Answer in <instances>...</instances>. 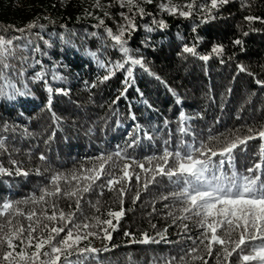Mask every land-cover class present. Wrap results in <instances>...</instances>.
Returning a JSON list of instances; mask_svg holds the SVG:
<instances>
[{
  "label": "trees",
  "instance_id": "obj_1",
  "mask_svg": "<svg viewBox=\"0 0 264 264\" xmlns=\"http://www.w3.org/2000/svg\"><path fill=\"white\" fill-rule=\"evenodd\" d=\"M96 3L97 0H0V35L21 37L14 41L21 46L17 48V58L9 62L17 69L22 67L24 75L12 76V80L22 90L27 85L31 92L29 96H16L13 100L0 98V138L4 139L6 149H0V165L13 170L10 161L15 160L17 166L29 173L26 177L0 175V201L39 196L40 188L48 186L53 173L67 174L74 169L91 167L98 163L93 158L100 155L126 149L127 155L144 160L162 154L165 147L174 149L181 139L192 142L191 134L182 136L179 132L181 126L191 129L197 143L207 141L209 136H219L221 141L225 137L233 138V134L247 136L249 128L259 132L264 126V85L256 83L264 81V23L259 20L250 23L245 19L248 16L264 19V0H229L215 9L211 8V0H195L188 18L178 12L171 15L162 11L159 5L168 4V0H152L151 3L137 0L145 14L141 18L137 13L136 30L130 38L127 34L124 38L128 41L130 55L142 60L144 67L133 68L135 83L128 89L126 98L121 96L126 71L116 70L109 80L101 83L108 70L100 67L98 61L110 67L111 63L124 59L118 48L113 47L105 29L111 28L116 33L118 26L124 23L120 13H127L128 8H121L117 0H99L100 7H96ZM188 3L193 0H171L169 6L183 7ZM200 5L207 8L200 11ZM99 19L104 20V25L96 27ZM153 20H162L166 27L160 28ZM29 24L37 26L28 29ZM236 39H240L242 45L234 44ZM185 45L195 46L197 55L185 53ZM213 47H222V53H214ZM91 53H95V57ZM201 55L209 59L201 60ZM20 57H27V63H22ZM241 66L245 71L240 70ZM41 71L47 74L54 89L63 88L68 93L53 96L52 110L59 117L58 122L53 121L46 107L48 93L43 82L33 80L35 73ZM53 73L63 79L51 80ZM93 84L96 86L92 87ZM181 112L190 117L183 125L179 120ZM5 124L6 131L2 127ZM132 141L136 144L129 148ZM213 145L222 146L214 141ZM262 145L264 139L257 137L234 150L232 155L238 171L244 172L260 162ZM41 154L46 156L45 161L39 159ZM119 163L122 165L124 161ZM227 167L225 165L226 170ZM37 169L42 175L35 174ZM141 176V184L132 179L131 190L124 197L125 214L112 233L111 242L102 239V232L98 237L80 242L81 248L102 249L107 244L111 249L99 253L98 259L90 257L85 264H165L171 257L179 260L195 247L188 237L197 238L202 230L193 221L173 223L168 213L173 211L179 215L176 211L179 203L171 198L160 199L173 191L174 185L166 177L158 176L156 183L143 191L144 174ZM61 184L63 186V182ZM137 189L141 192L140 199L133 203ZM98 191L85 195L81 202L83 215L76 214L79 220L85 216L107 219L109 210H120L115 193L105 190L100 197ZM97 199L100 200L99 212L88 203L95 204ZM58 205L65 213L75 210L74 201L59 199ZM19 207L24 212L35 209L39 213L44 205L29 202ZM48 214H51L50 208ZM16 220L25 227L29 223L23 217ZM182 224L188 225L186 232ZM164 229H167V242L132 243V237L124 235L129 232L138 240L147 232L160 239L156 234ZM38 233L39 230L34 235ZM8 250L6 245H0V255ZM34 250V247L27 249L29 253ZM217 250L214 248L213 256L209 257L201 246L196 254L203 255L208 264H216ZM42 251H48L47 246ZM230 259L232 264H237L235 255ZM187 260L189 264H203L191 257ZM0 264L7 262L0 260Z\"/></svg>",
  "mask_w": 264,
  "mask_h": 264
},
{
  "label": "snow or ice",
  "instance_id": "obj_2",
  "mask_svg": "<svg viewBox=\"0 0 264 264\" xmlns=\"http://www.w3.org/2000/svg\"><path fill=\"white\" fill-rule=\"evenodd\" d=\"M143 2L151 3L152 0H143ZM228 2L229 0H211V8L215 9L218 5ZM117 3L121 8H128L127 13H120L124 23L118 26L116 33H113L111 28H106L105 31L113 41V47L118 48L124 59L111 63L110 67L99 61L98 63H100V67H107L108 70V74L103 76L101 83L109 80L116 70L126 71L127 75L123 80L124 88L121 92V96L126 98L128 89L135 83L133 68L137 65L143 68L144 64L142 60L130 55L131 50L124 37L127 34L130 38L132 32L136 30L135 16L137 13L142 18L145 12L137 0H117ZM169 5H171V0H168V4L161 3L159 7L171 15L178 12L180 16L188 18L192 15L195 0L183 7ZM95 6L100 7L99 0ZM134 8L136 9L135 12L133 11ZM184 8L187 11L183 10ZM206 8V5L199 6L200 11H204ZM209 18L214 19L215 17L209 16ZM245 19L250 23L255 20L264 23V19L260 17L248 16ZM153 23L158 24L160 28L166 27L162 20H153ZM102 25H104V20L99 19V24L96 27ZM36 26L29 24L28 29ZM145 27L148 31H152L151 28ZM16 31L24 32L25 29H16ZM243 34L247 36L248 32ZM19 39H21L19 36L6 38L0 35V98L6 97L13 100L16 96L31 95V92L27 90V85L22 90L12 80V76L22 77L24 75L22 67L17 69L15 65L9 62L17 58V48L21 46L15 45L14 41ZM234 44L242 45V41L236 39ZM35 51H40L39 47ZM183 51L197 55L195 46L185 45ZM212 51L219 54L222 53L223 49L222 47H213ZM91 55L95 57L96 54L91 53ZM199 58L207 61L209 56L201 55ZM19 59L22 63H27V57H20ZM36 63L39 64L40 61L37 60ZM125 65L129 66L126 68ZM240 70L245 71L243 66L240 67ZM10 71L11 75H9ZM249 75L252 74L249 73ZM61 79L63 77L55 73L51 76L53 81ZM156 79L159 80L160 78L157 76ZM33 80L43 82L45 91L48 93L46 107L51 113L53 121L58 122L59 117L52 110L53 96L67 95V91L63 88L54 89L47 79V74L42 71L36 72ZM256 83L264 85V81L257 80ZM95 86V84L92 85V87ZM137 91L139 90L137 89ZM119 99L120 97H117V100ZM115 102L113 101V103ZM132 119H135L134 115ZM188 119L190 117L185 116L183 112L180 113L181 125ZM2 127L3 130H8L6 124ZM179 132L182 136L191 134L193 136L192 142L181 139L174 149L165 147L162 154L148 156L144 160H137L135 157L127 155L126 149L117 150L107 156L100 155L93 158L98 163L92 164L91 167L74 169L67 174L63 172L53 173L49 177L48 186L40 188L39 196L33 194L23 200L0 201V245H6L9 249L0 255V260L7 262V264H61V261L63 264H85V261L90 257L98 259L99 253L111 251L107 244L102 249L91 246L81 248L79 247L80 242L89 237H98L100 232L103 233V240L111 242L112 233L117 230L119 221L125 214L124 197L131 190L129 186L132 179L134 177L137 184H141V174L143 173L144 179L141 185L143 191H147L150 184L156 183L158 176L166 177L174 185L173 191L160 197L161 200L171 198L179 203L180 207L176 209L179 215L173 211L168 213V216L173 218V223L176 220L193 221L202 230L197 238L188 237L195 247L190 248L185 255L180 256L179 260L176 257H171L165 261V264H189L187 257L208 264L203 255L196 254L200 251L201 246L209 257L213 256L214 248H218L215 254L216 264H232L230 258L233 255L237 258V264H264V145L260 149V162L255 163L244 172L237 170L232 155L236 148L240 145H246L249 140L257 137L264 139V126L259 132H254L252 128H249L250 134L247 136L241 137L233 134V138L225 137L223 141L219 136H209L207 141L201 140L198 143L195 134L191 133V129L181 126ZM148 139L151 137L149 136ZM213 141L216 145L222 146H214ZM164 143L168 145L169 141ZM135 144L136 141H132L128 147H134ZM0 149L6 151L5 141L2 138H0ZM39 159L45 161L47 158L41 154ZM119 161H124V163L121 165ZM10 163L14 166L13 170L5 169L0 165V175H22L25 177L29 175L27 171L17 166V161L11 160ZM225 165L228 166L227 170ZM35 174L42 175L39 169L36 170ZM98 181L100 183H97ZM61 182H63V186ZM96 189H99L97 196L100 197L104 195L105 190L115 193L120 201V210H109L107 217L110 218L107 219H101L99 216H85L83 220H79L76 214L81 213L83 215L81 202L85 199L86 194L92 193ZM140 195V189H137L133 196V203L140 199ZM48 197L53 199L50 201L47 199ZM59 199L74 201L75 210L65 213L59 208ZM29 202L44 205V207L39 213L35 209L24 212L19 205H27ZM88 203L97 212L100 211L99 199L96 200L95 204H92L91 201ZM49 208L51 214H48ZM153 211H155L154 206ZM16 217L26 219L29 222L27 227L16 220ZM113 220L116 221L115 224ZM45 221L51 223H45ZM152 227L155 228L156 226L152 225ZM181 227L185 232L188 229L187 224H182ZM97 229L99 231H96ZM38 230V235H34ZM62 233L65 234L61 236ZM166 233L167 229L158 232L156 235L160 239H157L156 236H149L147 232H144L142 238L138 240L129 232H125L124 235L132 237V243L150 244L160 243L161 240L166 241ZM16 241H19V244ZM34 241L35 243H33ZM46 246L48 251H42ZM18 247L20 248L19 252L16 251ZM33 247L35 250L29 253L27 249ZM73 256L75 259H72Z\"/></svg>",
  "mask_w": 264,
  "mask_h": 264
}]
</instances>
